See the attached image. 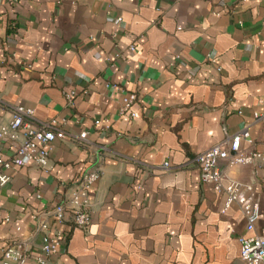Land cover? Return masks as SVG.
<instances>
[{"label": "crops", "instance_id": "0c3cea01", "mask_svg": "<svg viewBox=\"0 0 264 264\" xmlns=\"http://www.w3.org/2000/svg\"><path fill=\"white\" fill-rule=\"evenodd\" d=\"M223 2L0 0V125L22 105L66 135L49 144L48 169L6 170L0 256L19 242L40 253L44 223L63 235L52 264H243L239 239L264 235V164L223 179L251 185L260 216L247 231L239 205L225 208L193 162L244 127L240 149L264 150V0ZM125 91L138 95L134 117L118 113ZM104 117L108 129L94 123ZM13 152L0 140V157ZM96 166L89 226L55 221L52 207Z\"/></svg>", "mask_w": 264, "mask_h": 264}, {"label": "built area", "instance_id": "2783aa9c", "mask_svg": "<svg viewBox=\"0 0 264 264\" xmlns=\"http://www.w3.org/2000/svg\"><path fill=\"white\" fill-rule=\"evenodd\" d=\"M219 4H224L223 0H219ZM218 13L215 12V14ZM117 20L120 21L121 18L117 17ZM207 58L213 60L210 54ZM111 87H115V85H111ZM73 95V91L65 94L69 104L72 103ZM137 99L138 95L135 92L125 91L121 98L118 113L134 117L136 113L132 109V105ZM258 102L264 104V97H259ZM252 116L254 119H259L262 114L254 111ZM94 123H102L105 129L110 127V120L107 117L95 119ZM85 136L86 131L80 132L79 138L83 139ZM65 137V133L56 126L54 120L37 123L34 121L31 108L22 105L14 106L11 110L10 120L0 125V140H9L14 144V152L10 157H0V187L9 182L10 175L6 170L13 166L30 164L48 169L49 144L54 139ZM248 137V129L244 127L235 135L225 136L209 148L195 154L193 162L200 170L202 181L211 183L216 191L223 190L225 192V208L233 203L239 205L245 218L246 230L252 231L255 229V224L260 216V206L257 201L250 199L246 194L251 190V185L235 180H229L226 184L223 183L226 169L229 167L243 164L257 166L264 164V150L240 149V140ZM261 143L264 146V139ZM163 167H168V162H164ZM101 175V166L85 171L79 180L69 187L68 195L52 207L50 210L52 218L57 222H62L70 214L75 226L88 227L94 209V203L89 198L88 193ZM39 230L42 233L40 253L29 254L25 242L8 245L1 251L0 264H26L29 259H32L34 264H52L50 258L59 251L63 235L61 232H56L52 237L44 223L39 224ZM239 240V258L243 264H264V235H246Z\"/></svg>", "mask_w": 264, "mask_h": 264}]
</instances>
